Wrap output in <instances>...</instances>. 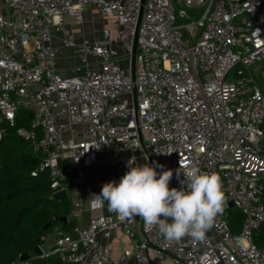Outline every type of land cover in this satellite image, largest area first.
Returning <instances> with one entry per match:
<instances>
[{"label":"built area","instance_id":"2783aa9c","mask_svg":"<svg viewBox=\"0 0 264 264\" xmlns=\"http://www.w3.org/2000/svg\"><path fill=\"white\" fill-rule=\"evenodd\" d=\"M87 14L99 28L67 33ZM66 50L76 63L63 76L57 62ZM259 83L264 90V0H1L0 138L1 125H13L25 107L32 130L18 134L42 155L52 192L79 188L72 214L88 211L85 227L53 228L54 245L41 256L64 264H264V248L253 242L264 222ZM147 156L173 171L178 190L189 161L220 177L223 210L203 239L169 242L139 216L121 219L107 201L93 202L105 183H119L130 159L143 166ZM229 204L242 217L238 232ZM116 230L130 245L113 258Z\"/></svg>","mask_w":264,"mask_h":264},{"label":"trees","instance_id":"16d2710c","mask_svg":"<svg viewBox=\"0 0 264 264\" xmlns=\"http://www.w3.org/2000/svg\"><path fill=\"white\" fill-rule=\"evenodd\" d=\"M31 113L20 111L13 125L3 123L0 138V264H16L27 255L25 264H64L56 254L47 257L34 253L44 244L53 228L71 232L72 199L51 200L52 190L46 170L40 169L42 155L35 153L32 142L18 134L31 131ZM264 205V193L262 195ZM67 218V222L59 219ZM228 221L238 232L242 217L231 209ZM253 242L264 248V222L253 234Z\"/></svg>","mask_w":264,"mask_h":264},{"label":"clouds","instance_id":"9594fccd","mask_svg":"<svg viewBox=\"0 0 264 264\" xmlns=\"http://www.w3.org/2000/svg\"><path fill=\"white\" fill-rule=\"evenodd\" d=\"M156 167L163 169L162 165H137L133 157L119 183H105L100 194L92 195L93 202L107 201L109 211L121 219L139 216L147 229H157L169 242L184 237L203 239L223 210L225 195L220 177L201 171L189 161L183 164L182 189H170L173 171L158 173Z\"/></svg>","mask_w":264,"mask_h":264},{"label":"crops","instance_id":"0c3cea01","mask_svg":"<svg viewBox=\"0 0 264 264\" xmlns=\"http://www.w3.org/2000/svg\"><path fill=\"white\" fill-rule=\"evenodd\" d=\"M0 5H1V0H0ZM87 16L90 17L89 14H87ZM93 19L95 20L98 18H93ZM85 22L88 23L87 21H85ZM66 28H67L66 29L67 33L80 34L82 32V30L79 31L80 29L75 28L71 25L67 26ZM71 55H72V52L70 50H66L64 55H62L58 61L63 62L64 60H69V59L71 60L72 59V65H73L74 63H76V58H74V57L70 58ZM88 172L89 171H87L86 173H88ZM95 181H96V179H95ZM78 190H79V188H73V187L68 188V192H67L68 198L72 199L73 195H76V197H78ZM69 191H71V193ZM71 218L75 220V226L85 227L87 224V221H88V211H87L86 207H83L80 210L75 211L71 215ZM53 245H54V240L47 236L44 240V244L41 246V249L43 251H48ZM129 245H130V242H129L128 238L123 235L122 231L116 230L114 235H113V238L111 240V243H110L111 256L113 258H117L119 256V254L124 249H126Z\"/></svg>","mask_w":264,"mask_h":264},{"label":"rangeland","instance_id":"374dc122","mask_svg":"<svg viewBox=\"0 0 264 264\" xmlns=\"http://www.w3.org/2000/svg\"><path fill=\"white\" fill-rule=\"evenodd\" d=\"M175 8H176V10L177 9H179L180 7L179 6H175ZM84 19H85V21H87L88 23H86V24H84L83 25V27L82 28H80V27H75V28H78V29H80L79 31H84V33H90L91 31H92V29L93 28H99L100 27V25H99V22H100V20L99 19H93V26H92V23H91V21H92V19H91V17H88L87 15L86 16H84ZM86 31V32H85ZM72 65V59L70 60H64L63 62H57V70H58V73L60 74V75H63V76H66V75H68V70H69V68H70V66ZM255 66L256 65H252L249 69L251 70V71H253V69L255 68ZM235 72H236V69H234V70H232L231 71V73L229 74V77H231V76H234V74H235ZM259 87L261 88V90H262V92H263V95H264V90H263V84L262 83H259ZM261 146H262V150H263V152H264V140L261 142ZM139 162L141 163V164H143L144 163V160L142 159V158H140L139 159ZM155 165H157V164H155L154 163V166ZM156 171L158 172V173H160L161 171H160V169L158 168V167H156ZM169 188L171 189L172 188V186H171V184L169 183ZM70 193H71V191H69ZM232 211H236L234 208H230ZM229 209V210H230ZM165 264H167V262H165Z\"/></svg>","mask_w":264,"mask_h":264},{"label":"water","instance_id":"95a60500","mask_svg":"<svg viewBox=\"0 0 264 264\" xmlns=\"http://www.w3.org/2000/svg\"><path fill=\"white\" fill-rule=\"evenodd\" d=\"M142 2H143V0H142ZM135 47H136V43L134 44V53H135ZM133 98L135 100L134 91H133ZM134 106H135V110H136V105H134ZM25 110H26L25 107H23L22 105L18 106L17 111H16V115L18 114L19 111H25ZM138 134H139L141 146L143 147V144H142V141H141V134H140L139 130H138ZM147 159H148V165L149 166H154V163H153L152 159L149 156H147ZM50 198L53 201H59V202L69 200L66 189H62V190H60L58 192L52 193ZM231 207H232V205L229 204V208H231ZM59 221H63L64 223H66L67 222V218L59 219ZM147 246L150 247V245H147ZM34 253L36 255L41 256V255H43V250L41 249V247H37V248H35ZM26 258H27V255L21 256L20 257V262H25Z\"/></svg>","mask_w":264,"mask_h":264}]
</instances>
